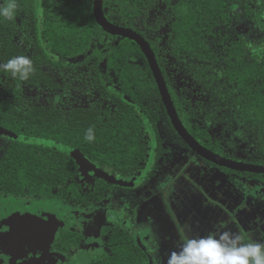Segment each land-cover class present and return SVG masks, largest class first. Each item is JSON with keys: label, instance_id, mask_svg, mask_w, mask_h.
Masks as SVG:
<instances>
[{"label": "trees", "instance_id": "1", "mask_svg": "<svg viewBox=\"0 0 264 264\" xmlns=\"http://www.w3.org/2000/svg\"><path fill=\"white\" fill-rule=\"evenodd\" d=\"M83 1L20 0V13H26L32 23L37 54L30 57L35 72L29 80L17 81L0 73V84L2 76L11 81L7 99L0 98V126L12 133L0 135L9 142L0 157V194L57 196L76 204L87 201L89 195L82 194L75 181L79 165L68 149L79 150L112 174L141 171L137 186L144 187L154 178L166 152L157 127L159 113L178 136L140 47L105 32L96 22L94 0L88 5ZM158 1L104 0V14L109 21L138 31L150 43L180 119L197 141L219 155L240 160L227 153L208 126L220 106L237 105L240 121L258 131L264 165V0H160L174 14L169 53L193 69L195 80L211 99L213 110L206 111L177 95L160 57V41H152L136 27ZM237 6L242 7V15ZM15 35L12 22L0 23V61L23 54L22 47L14 44ZM44 62L58 71L94 62L99 87L118 103L115 112L110 115L93 107L65 112L54 104L27 107L25 84L59 88L43 71ZM90 126L96 128V140L89 143L84 134ZM220 169L264 183L263 175ZM96 179L102 200L109 182ZM106 231L103 228L102 234ZM111 231L110 253L93 264H149L144 250L124 230Z\"/></svg>", "mask_w": 264, "mask_h": 264}, {"label": "rangeland", "instance_id": "2", "mask_svg": "<svg viewBox=\"0 0 264 264\" xmlns=\"http://www.w3.org/2000/svg\"><path fill=\"white\" fill-rule=\"evenodd\" d=\"M82 3L88 5L89 0ZM235 9L239 14L243 11L242 7L237 6ZM173 19L174 14L159 0L136 27L152 41H160V57L177 95L205 111L213 110L209 95L195 80L190 65L169 53ZM12 23L16 28L15 46L22 47V53L29 57L36 55L32 23L28 15L19 11ZM156 23L158 28H155ZM93 66L94 62L58 71L44 62L43 71L59 88L25 84L23 98L27 107L54 104L65 112L93 107L111 115L118 103L101 90ZM10 84L11 81L2 76L0 98L7 99ZM238 110L237 105L231 103L220 106L214 120L208 125L210 133L222 143L229 155L249 162L261 161L258 131L240 121ZM158 117L157 127L166 152L158 162L154 178L144 187L125 189L113 186L103 201L95 200L88 211L81 213H77V209L75 213L69 212L70 204H61L58 200L39 202L35 208L30 206V200L0 194V203L13 208L14 213L25 208L27 215L24 216L32 221H38L39 207H57V221H64L65 215L71 214L70 220H77L78 224L85 223L81 230L87 233L86 240L100 250L104 248L103 241L109 239V235L104 240L99 237L101 227L109 226L114 231L122 229L143 248L149 257V264H156V247L159 248V259L164 260L168 253L176 250L182 238L207 235L222 221L226 222L230 230H238L264 243V185L207 164L172 131L163 113H159ZM8 146L9 142L0 137V157ZM99 169L109 175L107 169ZM140 175L141 171L130 173L122 181L132 183ZM75 177L77 183L83 184L84 191H94L97 181L93 177L81 173L79 169ZM51 217L47 215L44 220L51 223Z\"/></svg>", "mask_w": 264, "mask_h": 264}, {"label": "flooded vegetation", "instance_id": "3", "mask_svg": "<svg viewBox=\"0 0 264 264\" xmlns=\"http://www.w3.org/2000/svg\"><path fill=\"white\" fill-rule=\"evenodd\" d=\"M237 161L263 165L261 161L249 162L241 159ZM88 175L97 181V177L94 173L90 172ZM232 175L248 178L251 179V181H255L264 185L263 182L255 178L238 174ZM109 176H112L114 179L112 182H109V187H107L104 196L113 190V186L125 189L128 187H139L137 186L138 179L132 182L135 184L134 186H124L116 184L114 181H122V179H125L128 176L112 173H109ZM76 179L77 177H75V181ZM122 182L125 183L124 180ZM77 184L81 187L80 191L82 194L89 195L88 200L81 202L80 204H76L73 201H63L58 199L57 196L49 199L28 197L20 198L16 196L11 197L22 200H30L32 201V205L30 206L35 208L38 206L39 202L58 200L61 204H70L71 208L69 212L72 211L74 213L75 209L78 210L77 213H81L84 210L88 211L91 208L90 205L95 200L103 201L105 199H98L100 193L97 191L99 185L97 182L93 192H86L82 189L83 184H80L79 182ZM109 189L111 190L109 191ZM34 199L36 201H34ZM25 214L27 215L25 208L14 213L13 208L11 209L0 203V264H93L94 261H100L98 259L104 254L110 253V247L108 243L109 239L103 241V249L100 250L96 248L92 242L89 243V241L86 240L85 236L87 233L81 230V228L83 229L85 227V223L78 224L77 220H70L72 218L71 214H66V219L64 221H57V207H53L52 209L51 207H39L37 212L38 221H32L30 218L25 217ZM47 215H52V219L50 221L51 223L45 221ZM21 216H24L23 219ZM103 228H107V231L104 235L102 234ZM112 232L113 231H111L109 226L101 227L99 237H102L104 240V238L109 235L110 238V234H112Z\"/></svg>", "mask_w": 264, "mask_h": 264}, {"label": "clouds", "instance_id": "4", "mask_svg": "<svg viewBox=\"0 0 264 264\" xmlns=\"http://www.w3.org/2000/svg\"><path fill=\"white\" fill-rule=\"evenodd\" d=\"M20 8V0H0V23L14 22ZM34 72L33 60L25 54L0 61V73L13 80L27 81ZM95 133V126L88 127L84 141L94 142ZM155 252L156 264H264V243L230 230L223 221L207 235L185 236L164 260L158 257V247Z\"/></svg>", "mask_w": 264, "mask_h": 264}, {"label": "water", "instance_id": "5", "mask_svg": "<svg viewBox=\"0 0 264 264\" xmlns=\"http://www.w3.org/2000/svg\"><path fill=\"white\" fill-rule=\"evenodd\" d=\"M93 11L96 22L105 32L116 37L132 40L140 47L150 66L162 99V103L164 104L173 128L175 129L180 139H182V141L194 153H196L197 156L220 168H226L237 172L264 175V165L251 164L224 157L211 151L210 149L203 146L199 141H197L196 138L192 134H190V132L187 130L180 119L155 52L153 51L147 39L138 31L133 30L132 28L109 21L104 14V0H94ZM0 135L12 136V133H10V131L5 129L4 127L0 126ZM68 152H70L71 155L75 158L82 173L88 174L90 172H93L99 178H103L108 182L113 181L114 178L112 176H109L99 168H96L95 164L90 162L89 159H87L79 150L68 149ZM114 182L116 184L124 186L135 185L134 183H124L119 180H115Z\"/></svg>", "mask_w": 264, "mask_h": 264}]
</instances>
